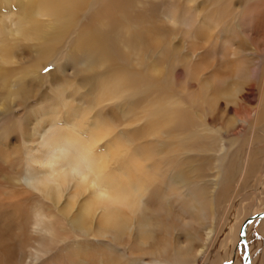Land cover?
Wrapping results in <instances>:
<instances>
[{"label": "bare ground", "instance_id": "bare-ground-1", "mask_svg": "<svg viewBox=\"0 0 264 264\" xmlns=\"http://www.w3.org/2000/svg\"><path fill=\"white\" fill-rule=\"evenodd\" d=\"M0 2V264H195L258 173L264 0Z\"/></svg>", "mask_w": 264, "mask_h": 264}, {"label": "rangeland", "instance_id": "rangeland-1", "mask_svg": "<svg viewBox=\"0 0 264 264\" xmlns=\"http://www.w3.org/2000/svg\"><path fill=\"white\" fill-rule=\"evenodd\" d=\"M1 4L0 2V5ZM2 7L0 8V12H3ZM261 8L264 12V8ZM262 27H264V22L262 23ZM19 48H23V46L19 45ZM258 50L260 52L262 50L264 51L263 42H260ZM57 64L58 63L54 65L50 62L44 63L42 67L37 69L39 75L46 77L47 73L55 69ZM59 74L63 75L61 73ZM250 86L251 87H247L245 91H243V94L248 96V101L246 100L244 107L241 108V103H239L236 107L233 104H229L225 108L223 102L220 103L222 105L221 108L227 109V113H223V120H221V122L219 121V125H225L227 121L225 119L226 116H231L232 118L235 109H239L241 118L242 116L244 118L247 117V121L250 119V115L248 117V115L244 113H249L251 106H255L257 98L256 87L252 84ZM45 88H47L46 84L43 86L42 90H45ZM17 111L19 110L17 109L16 112ZM228 128L229 130L224 131L223 134L235 136L236 142L232 147V153L235 152L238 154L235 155V157H237L235 162L236 166H239L241 161L247 163L250 160V162L255 164L258 173L250 178L249 181L245 180L246 182L244 181L243 185H238L233 198L220 206L213 224L215 231L212 236L216 234L215 238L209 244V247L206 248L204 254L197 258L195 264H222L224 260L227 259L229 260V264H243L245 249L244 246L240 245V241L237 237L239 225L241 226L243 221L247 219L250 214L256 211H264V127L256 126L252 129L249 125L243 123L242 126L236 124L233 127L231 124L223 130ZM251 129L252 131L250 134ZM248 224H251L246 232V241L250 246V248L248 247V264H264V217L253 220Z\"/></svg>", "mask_w": 264, "mask_h": 264}, {"label": "water", "instance_id": "water-1", "mask_svg": "<svg viewBox=\"0 0 264 264\" xmlns=\"http://www.w3.org/2000/svg\"><path fill=\"white\" fill-rule=\"evenodd\" d=\"M263 216H264V211H263V212H259V213L255 214V215L250 216V217H248L247 219H245V220L243 221L242 225H241V228H240L241 238H243V231H244L245 226H246L249 222H251V221H253V220H257V219H259V218H261V217H263ZM243 241H244V238H243ZM246 256H247V249H245V251H244L243 258H245ZM244 264H247V262L244 261Z\"/></svg>", "mask_w": 264, "mask_h": 264}]
</instances>
